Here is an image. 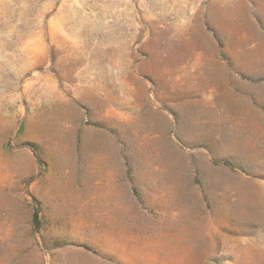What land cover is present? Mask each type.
<instances>
[{"label":"rangeland","instance_id":"rangeland-1","mask_svg":"<svg viewBox=\"0 0 264 264\" xmlns=\"http://www.w3.org/2000/svg\"><path fill=\"white\" fill-rule=\"evenodd\" d=\"M0 264H264V0H0Z\"/></svg>","mask_w":264,"mask_h":264}]
</instances>
